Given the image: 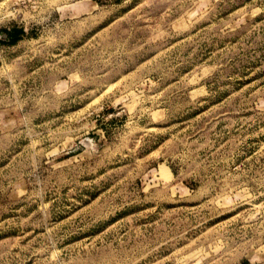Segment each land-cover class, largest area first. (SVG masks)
I'll return each instance as SVG.
<instances>
[{
	"label": "rangeland",
	"instance_id": "rangeland-1",
	"mask_svg": "<svg viewBox=\"0 0 264 264\" xmlns=\"http://www.w3.org/2000/svg\"><path fill=\"white\" fill-rule=\"evenodd\" d=\"M0 264H264V0H0Z\"/></svg>",
	"mask_w": 264,
	"mask_h": 264
},
{
	"label": "bare ground",
	"instance_id": "bare-ground-1",
	"mask_svg": "<svg viewBox=\"0 0 264 264\" xmlns=\"http://www.w3.org/2000/svg\"><path fill=\"white\" fill-rule=\"evenodd\" d=\"M161 172L165 173L166 170L162 167V168H161Z\"/></svg>",
	"mask_w": 264,
	"mask_h": 264
}]
</instances>
